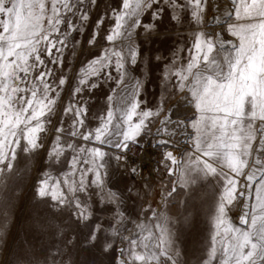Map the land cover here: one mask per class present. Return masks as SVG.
Listing matches in <instances>:
<instances>
[{
    "label": "snow or ice",
    "instance_id": "6c2138e0",
    "mask_svg": "<svg viewBox=\"0 0 264 264\" xmlns=\"http://www.w3.org/2000/svg\"><path fill=\"white\" fill-rule=\"evenodd\" d=\"M102 3L0 0V160L18 150L38 156L37 196L64 204L56 190L62 176L74 184L76 208L99 204L113 218L118 207L134 214L121 198L127 192L135 199L145 171L182 183L193 170L223 177L219 223L236 197L245 227L232 226L235 247L223 248L219 264H264V115L257 114L259 96L246 94L243 108L231 110L223 99V86L254 58L252 51L264 54V0ZM257 29L261 40L242 55L244 40ZM141 37L163 50L149 58L160 75L147 95ZM143 152L155 153V169L144 164ZM237 178L245 180L243 192L236 191ZM105 185L118 193L116 204L104 203ZM218 235L210 233L201 264L215 260ZM125 251L122 264H143L134 240ZM111 255L110 264H117L114 249Z\"/></svg>",
    "mask_w": 264,
    "mask_h": 264
},
{
    "label": "rangeland",
    "instance_id": "374dc122",
    "mask_svg": "<svg viewBox=\"0 0 264 264\" xmlns=\"http://www.w3.org/2000/svg\"><path fill=\"white\" fill-rule=\"evenodd\" d=\"M108 2L103 0L101 7ZM141 39L147 95L155 91L153 77L160 75L159 69H152L149 58L154 55V49H161V45L158 41ZM254 39L261 40L259 29L255 36L252 33L247 35L242 55L252 49ZM252 56L254 58L248 59L246 66H241L239 74L223 86V99L229 102L231 110L233 106L242 109L247 95L253 99L259 96L257 114L264 115V76L261 75L264 73V54L256 48ZM70 63L79 67L75 57ZM68 71L71 73L72 69ZM109 86L110 82L105 88ZM65 89L62 93L64 99L70 91L69 85L66 84ZM59 108L60 100L57 101V110ZM150 154L155 169V153ZM39 163L38 156H28L21 150L17 151L15 158L9 153L6 160H0V264H110L113 249L117 264H122L127 251L122 254L121 249L132 247L133 240L138 253L144 257L143 264L163 261L168 264H201L208 252L210 233L214 230L219 232L216 256L209 264H219L223 248L235 247L236 233L232 226L245 227L237 215L239 204L236 197L230 199L223 224L219 223L217 204L224 193L223 177L205 176L203 172L193 170L188 172L187 182L182 183L176 176L170 177L163 171L155 176H149L145 171L146 179L138 185L139 194L135 190L132 192L135 199H128L127 192L121 198V206L134 214L125 215L118 207L120 216L113 218L99 204L76 208L74 184L62 176L56 190L58 195L63 192L64 204L51 197L37 196L34 177L39 174ZM43 163L47 164L46 158ZM121 174L122 171H115L112 181L118 182ZM51 175L53 183H57L56 173ZM243 175L247 176V172ZM237 180L236 191L243 192L245 180ZM173 181L174 189L171 186ZM104 191V203L116 204L118 193L108 185L104 186ZM225 198L228 199L227 194ZM252 235L254 237L256 233Z\"/></svg>",
    "mask_w": 264,
    "mask_h": 264
},
{
    "label": "bare ground",
    "instance_id": "6f19581e",
    "mask_svg": "<svg viewBox=\"0 0 264 264\" xmlns=\"http://www.w3.org/2000/svg\"><path fill=\"white\" fill-rule=\"evenodd\" d=\"M137 157L136 156H132V159H136ZM142 160H143V162L144 163H146V164H149V163H151L152 164V156H151V154L149 153V152H143V154H142ZM121 262V261H120ZM119 262V263H120ZM153 264H155V263H153ZM160 264H168L166 261H163L162 263H160Z\"/></svg>",
    "mask_w": 264,
    "mask_h": 264
}]
</instances>
